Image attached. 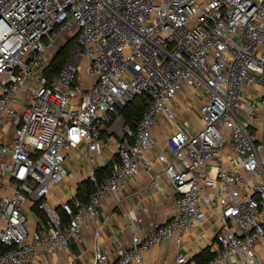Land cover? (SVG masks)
I'll list each match as a JSON object with an SVG mask.
<instances>
[{"label": "built area", "instance_id": "1", "mask_svg": "<svg viewBox=\"0 0 264 264\" xmlns=\"http://www.w3.org/2000/svg\"><path fill=\"white\" fill-rule=\"evenodd\" d=\"M143 94L147 111L131 127L121 111ZM159 117L175 130L157 150ZM71 162L85 163L72 185ZM109 162L112 174L98 182ZM142 170L157 191L171 186L174 212L121 243L111 262L99 208ZM85 181L94 186L87 202L78 196ZM37 206L46 217L33 228ZM208 217L216 249L205 264H263L264 0H0V264H76L71 242L89 229L94 264H135L162 243L181 248Z\"/></svg>", "mask_w": 264, "mask_h": 264}, {"label": "crops", "instance_id": "2", "mask_svg": "<svg viewBox=\"0 0 264 264\" xmlns=\"http://www.w3.org/2000/svg\"><path fill=\"white\" fill-rule=\"evenodd\" d=\"M196 111V109L192 110L191 117L197 122L195 127H198L200 121ZM174 130V127L168 125L162 117H159L153 129L157 150L162 148L165 139ZM73 164V162L69 164L72 175L68 182L71 185L82 180L85 173V163ZM174 209L175 202L171 186L167 184L165 191H157L151 178L142 170L139 175L128 181L124 189L114 196H108L99 208L98 223L103 225L99 240L102 251L109 254L111 262L117 260L122 248L121 243H123V246H129L133 235L137 232L139 235L145 236L146 229H148L151 222L168 217L174 212ZM137 216L142 217L143 222L141 224L135 221ZM29 219L30 226L36 227L38 214L30 210ZM215 232L216 227L212 223V218L208 217L203 227L194 229L186 235L181 248H178L174 241L162 243L146 251L143 254L142 261L135 264H177L176 260L179 253H183L189 259L203 254L204 251L214 253L216 249L214 245ZM94 234L95 229H89L82 239V243L76 240L71 242L70 249L77 256L76 264H94V249L96 246ZM255 251L264 264V247L257 245ZM206 254L203 257H206ZM29 264L67 263L57 262L55 256H52L50 258L37 257ZM222 264H242V262L238 259L236 263L228 261Z\"/></svg>", "mask_w": 264, "mask_h": 264}, {"label": "trees", "instance_id": "3", "mask_svg": "<svg viewBox=\"0 0 264 264\" xmlns=\"http://www.w3.org/2000/svg\"><path fill=\"white\" fill-rule=\"evenodd\" d=\"M75 45H76V38L74 37L69 38L66 44L58 51L48 72V76L50 78H53L60 72L61 68L63 67L64 63L66 62L70 52L72 51ZM149 102H150V97L146 94H143V95H138L133 102L127 104L121 111V114L124 120L126 121V123L129 124L131 127H135L137 123L142 119L144 113L147 111ZM112 166H113V162H109L104 166L98 167L97 169L98 182H102L103 179H105L106 177L112 174ZM93 189H94L93 183H91L90 181H85L80 185L78 189V196L80 197V199L87 202L88 195L93 191ZM35 210L40 217L42 218L46 217L45 214L38 208V206L35 208ZM61 215L64 218V220L67 221L68 218L63 213H61ZM6 249L7 247L2 243H0V253L4 252ZM205 254L206 257H203ZM213 256L214 253H210L209 251H204L203 254L195 256L194 260L198 264H205Z\"/></svg>", "mask_w": 264, "mask_h": 264}, {"label": "rangeland", "instance_id": "4", "mask_svg": "<svg viewBox=\"0 0 264 264\" xmlns=\"http://www.w3.org/2000/svg\"><path fill=\"white\" fill-rule=\"evenodd\" d=\"M201 4L204 6L205 4L208 3L209 0H200ZM74 31L70 32V35H73ZM88 59L84 58L82 61V68L80 69L79 72V77L84 80L85 83H88L90 81V79H92L89 74H88ZM196 114L198 115V112L196 111ZM96 166V165H95Z\"/></svg>", "mask_w": 264, "mask_h": 264}]
</instances>
